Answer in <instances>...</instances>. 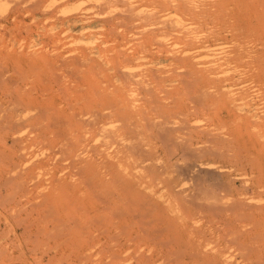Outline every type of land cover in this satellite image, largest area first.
I'll return each mask as SVG.
<instances>
[{"label":"bare ground","instance_id":"bare-ground-1","mask_svg":"<svg viewBox=\"0 0 264 264\" xmlns=\"http://www.w3.org/2000/svg\"><path fill=\"white\" fill-rule=\"evenodd\" d=\"M3 1L0 264H264V0Z\"/></svg>","mask_w":264,"mask_h":264},{"label":"rangeland","instance_id":"rangeland-1","mask_svg":"<svg viewBox=\"0 0 264 264\" xmlns=\"http://www.w3.org/2000/svg\"><path fill=\"white\" fill-rule=\"evenodd\" d=\"M77 2H80L79 4V6H81V7H84V6H87L89 3L87 2V0H80V1H76V2H73V3H71L70 5H72V4H76ZM11 4H12V2L11 1H7V2H1V0H0V15L1 14H4V12L6 13L7 11H8V9H9V7L11 6ZM33 250H36V251H38L39 249L37 248V247H34V249ZM30 255V254H29ZM28 261H27V263H29V264H31V263H33L34 264V261H33V259H31V256H29V258L27 259ZM30 261H32V262H30ZM53 261H55V262H53L52 263V259H51V261L49 260V261H47L46 262V260H44V262H43V264L45 263H47V264H57V263H59V262H57V260L55 259V260H53Z\"/></svg>","mask_w":264,"mask_h":264}]
</instances>
